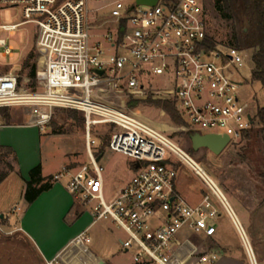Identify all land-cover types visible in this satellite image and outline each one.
I'll use <instances>...</instances> for the list:
<instances>
[{
	"label": "built area",
	"instance_id": "built-area-1",
	"mask_svg": "<svg viewBox=\"0 0 264 264\" xmlns=\"http://www.w3.org/2000/svg\"><path fill=\"white\" fill-rule=\"evenodd\" d=\"M91 3L101 6L92 8ZM5 9H17L21 21L2 24ZM28 25L39 65L34 90L16 92L15 85H1L0 109L39 106L50 115L54 110L80 113L91 162V167L63 166L49 184L65 181L66 190L89 207L93 224L108 220L123 231L126 238L120 246L132 254V264H215L214 250L193 259L176 254L182 231L209 238L215 230L213 221L220 217L207 194L196 206L181 198L176 166L184 165L230 218L249 264H259L233 210L204 169L164 132L99 98L105 87L134 93L148 88L151 76L166 75L173 83L169 93L177 112L192 134L225 136L235 145L253 130L250 105L240 98L241 84L233 79V68L244 65L242 53L209 43L202 0H158L154 6L138 5L136 0H0L3 58L13 56L3 36ZM50 120L39 129L43 131ZM103 126L109 137L104 151L137 166L113 197L92 150L96 145L92 129ZM87 232L71 244L89 245ZM45 264L61 263L54 258Z\"/></svg>",
	"mask_w": 264,
	"mask_h": 264
},
{
	"label": "rangeland",
	"instance_id": "rangeland-1",
	"mask_svg": "<svg viewBox=\"0 0 264 264\" xmlns=\"http://www.w3.org/2000/svg\"><path fill=\"white\" fill-rule=\"evenodd\" d=\"M213 1L202 0L207 16L208 33L216 42L224 43L227 33L225 23L214 15L211 7ZM99 6L101 5L91 3L92 8H98ZM20 21V13L17 9H5L1 13V22L4 25H11ZM3 38L7 39V46L13 49V56L3 58L1 55L3 51L0 49V86L10 87L15 85L16 92L33 91L34 83L29 76L31 66L35 64V67L38 68L39 65L36 50L32 46V27L29 25L24 26L8 37L4 35ZM30 53L33 54V59L29 61L28 67H24ZM242 56L244 65L241 68H233V79L241 84L240 98L248 102L250 111L254 115L259 108L264 106V90L259 83L251 81L250 53L242 54ZM169 79L166 75L151 76L146 90H151L154 94H160L166 100L170 96L169 91L173 88V83ZM102 90L100 99L114 104L139 120L164 132L204 169L206 174L216 183L233 210L256 254L257 248H260L256 246L259 243L257 234L260 233L261 235L264 232V225H258L259 222L264 224V189L259 177H257L258 172L264 168V146L256 129L249 141L242 139L238 144H229L219 155H215L205 148L191 152L189 129L186 124H175L164 110L150 105H138L133 110H129L126 106L128 98L126 92H117L108 87ZM129 94L139 97L142 93L136 91L134 93L129 92ZM170 101L174 102V99ZM7 113L9 119L0 116V124L4 122L6 125H12L19 122V120L27 122L33 119H43L45 121L50 117L49 129L47 128L46 132L53 134L54 137L46 141L49 136H42L40 145H38L33 131L22 129L5 131L11 136L13 145L11 150L16 159L13 155L12 158L7 159V162L13 167V171L9 172L6 179L0 184V217L3 216L5 219H0V264H45L43 255L40 253L34 239L20 231L18 215H20L21 208L24 205L22 196L24 182L15 165L18 163V167L24 170L30 160L42 155V160L48 162L44 173L46 176L56 168H60L61 163H67L71 160L78 163L79 166L91 167L85 148L84 129L82 126L75 124L72 119H69L66 112L54 110L50 115L49 110L44 107H15L8 109ZM104 135H108L105 126L92 129L91 137L96 142L92 150L96 162L104 170L106 189L110 197H113L130 179L132 174L130 163H132V160L108 150H105L103 155L97 158L95 151L97 147H100ZM0 168L3 169V166H0ZM176 169L178 173L177 189L181 198L189 206H196L201 202L203 195L207 194L211 197L220 215L219 218L213 221V225L217 228V235L214 240L205 237L203 234L182 231L179 234L178 241L183 243L186 240V243L181 244L179 247L176 253L177 257L193 259L196 256L208 253L212 249H216L218 253H246L230 218L220 203L211 196L201 180L184 165L176 166ZM58 184L64 187L65 181H60ZM72 199L76 206L78 205L84 209L79 198L72 195ZM242 209L247 214L249 212V216H251L252 224L249 227ZM85 210L86 213L90 214L89 207H86ZM78 211H80V208ZM60 223V218L54 217V221L47 218L39 220L34 218L33 215L29 216L27 222L31 232L34 233L33 238H36L40 245L50 241L53 236L54 245L61 243L67 233L65 227ZM88 234L92 238L91 244L87 245L89 251L99 257L104 264L132 263V254L124 253L120 244L116 242L117 238L125 239V233L116 229L110 221L95 223ZM263 240L264 235H261V241ZM261 245L264 244L261 243ZM88 258L87 253L77 252L62 253L58 260L61 264H90Z\"/></svg>",
	"mask_w": 264,
	"mask_h": 264
},
{
	"label": "trees",
	"instance_id": "trees-1",
	"mask_svg": "<svg viewBox=\"0 0 264 264\" xmlns=\"http://www.w3.org/2000/svg\"><path fill=\"white\" fill-rule=\"evenodd\" d=\"M212 10L214 15L225 23L227 31L224 43L222 45L238 50L242 54L250 53L251 81L259 83L264 90V0H214L212 2ZM215 39L211 37L209 43L213 45ZM33 59V54H29L24 67H28V63ZM35 64L31 66L30 79L34 83ZM139 97H134L127 93L126 106L129 110H133L138 105H150L160 108L173 120L175 124H185L183 118L177 114L175 101L171 102L173 95L169 93V98L164 99L160 94H154L151 90L142 89ZM8 109H0V116L4 119H9ZM67 117L72 119L75 124L80 125L84 129V120L80 113L75 111H64ZM254 129L244 134L243 139L249 141L256 129L257 134L264 146V106L259 108L253 115ZM51 121V120H50ZM49 121V122H50ZM191 132L188 133L190 137ZM102 146L97 153V158L104 153V148L107 146L109 137L104 135L102 138ZM192 152V150L190 149ZM13 155L10 148L0 146V184L6 179L9 172L13 171V167L7 159ZM5 168V169H4ZM137 170L135 163H130V171ZM262 188L264 189V168L258 172ZM51 184L46 178L42 177L41 167L33 168L28 174L25 192L23 195L27 205L33 204L39 196L48 191Z\"/></svg>",
	"mask_w": 264,
	"mask_h": 264
},
{
	"label": "crops",
	"instance_id": "crops-1",
	"mask_svg": "<svg viewBox=\"0 0 264 264\" xmlns=\"http://www.w3.org/2000/svg\"><path fill=\"white\" fill-rule=\"evenodd\" d=\"M45 121L43 119H39V120L33 119L32 121H27V122L19 120V122L12 124V125H6L3 122L2 124H0L1 126L0 146H3L5 148H10V149L13 147L10 134L8 135L7 133H5L6 130H10V129L12 130L22 129V130L33 131L34 132L33 134L36 138V142L38 143V145H40V139L42 136H49L46 139V141H48L49 138L54 137L53 134L51 135L50 133L46 132V129L47 128L49 129V123L46 125L43 131H41L38 127V125H40L41 123H44ZM13 156H14V159H16L15 154H13ZM13 156H10V158H12ZM16 164H17L15 165L16 170L24 182V185L22 188V196L24 195V192H25L26 182L28 181V174L33 168L40 166L42 177L46 178L47 181H49L51 177L55 175L57 172H59L63 166L66 165L72 168L79 166L78 163L72 160L67 163L63 162L60 164V168H56L55 170H53L51 174H48L46 176V174L44 173H45V167L48 164V162L42 160V155L38 156L34 160L33 159L30 160L29 163L26 164V167L24 168V170L18 167V163ZM79 208H80V211H78ZM20 212H21L20 215H18V218L20 221L19 222L20 231L28 235L31 239H34V241L38 245L40 253H42L43 255L44 263L54 258H59L62 255V253H77V252L87 253L89 257L88 263L90 264H98V262L102 261L99 257H97L95 254H92L89 251L87 245L83 247H76L71 244L72 240L77 235H79L81 232L85 230H88L89 232V230L95 224H93L92 222L91 214L86 213L85 208L82 209L80 206L78 205L76 206L74 204L72 195L66 190L65 186L63 187L62 185L58 183L51 184V188L48 191L42 193L33 204L27 205L24 201V205L21 208ZM242 212L244 214V217L248 221V227L251 226L252 221L250 219L251 216H249L250 215L249 212L247 214L244 209H242ZM32 215L34 216V218H38L39 220L47 218L49 220L52 219V221H54V217L60 218V221H61L60 224L65 227V231L67 235L64 236V239L61 240V243H57L54 245V236H53L51 240L48 241L49 243L47 242L45 244L40 245L38 240L36 238H33L34 233L33 231L31 232V228L27 224L29 216H32ZM0 219L5 220L3 216H1ZM258 225H264V224L259 222ZM213 226L215 228L214 233L212 234L211 237H209L212 240H214V238H216L215 236L217 235L216 233L217 228L215 227V225ZM257 235H258L257 239L259 243H257L256 246L260 248H257V253L255 255L258 260V263L264 264V245H261V243L264 244V240L261 241V235L263 236L264 232L261 233V235L260 233H258ZM121 240L122 238H117L116 240L117 244H120ZM91 242H92V238H91ZM184 243H186V240L180 244H184ZM212 250L216 251V249H212ZM217 254H218V260L216 261L215 264H249L246 253H217Z\"/></svg>",
	"mask_w": 264,
	"mask_h": 264
},
{
	"label": "water",
	"instance_id": "water-1",
	"mask_svg": "<svg viewBox=\"0 0 264 264\" xmlns=\"http://www.w3.org/2000/svg\"><path fill=\"white\" fill-rule=\"evenodd\" d=\"M158 0H136L138 5L154 6ZM102 75V73H99ZM191 150L193 152L205 148L215 155H219L229 145V138L220 135L194 133L189 137ZM137 167V166H136ZM98 264H103L102 261Z\"/></svg>",
	"mask_w": 264,
	"mask_h": 264
}]
</instances>
